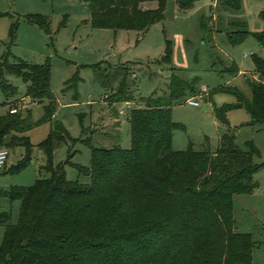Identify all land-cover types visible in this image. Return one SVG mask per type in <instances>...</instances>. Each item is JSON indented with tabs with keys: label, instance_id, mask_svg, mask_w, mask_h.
Here are the masks:
<instances>
[{
	"label": "trees",
	"instance_id": "16d2710c",
	"mask_svg": "<svg viewBox=\"0 0 264 264\" xmlns=\"http://www.w3.org/2000/svg\"><path fill=\"white\" fill-rule=\"evenodd\" d=\"M90 9L95 28L145 32L166 18L168 0H83ZM196 0H176L181 9L191 8ZM227 9H241V0H218ZM156 2V7L145 5ZM264 18V10L261 11ZM48 29V17H27ZM203 26L206 22L203 20ZM227 32L236 45L249 31L244 23ZM17 23L10 28V44L15 42ZM264 47V30L254 34ZM254 78L250 80L252 99L230 88L246 106L251 125L264 124V58L252 55ZM163 60L171 62L168 41ZM232 73L240 69L233 64ZM13 73L27 85L32 102L48 98L45 117H54L56 100L52 90L53 68L50 59L32 63L22 58L0 60L1 87L7 97L17 92L5 77ZM78 79L75 75L71 80ZM69 82V81H68ZM198 77L187 81L173 74L169 94L144 97L143 106L129 111L130 146L118 141L112 146H96L82 139L91 149L90 167L74 164L88 183L69 180L64 163L52 160L56 138L72 140L61 124L56 125L41 145L48 154L43 167L49 176L30 186L0 189L11 200H20L19 219L0 212L5 226L0 247V264H253L255 241L252 233L235 230L234 195L252 193L263 164L254 160V145L243 150L233 134H223L213 148L210 138L195 147L192 141L184 150L172 147L174 131L185 129L175 121L172 106L196 91ZM211 89L209 98L217 90ZM126 79L111 95L114 102L131 101ZM30 111V109L28 110ZM227 107L215 113L227 122ZM32 128L29 117L10 108L0 115V145L26 147V156L11 171L23 169L31 161L32 143L26 132ZM70 162V159L65 163ZM5 169V168H4Z\"/></svg>",
	"mask_w": 264,
	"mask_h": 264
},
{
	"label": "rangeland",
	"instance_id": "374dc122",
	"mask_svg": "<svg viewBox=\"0 0 264 264\" xmlns=\"http://www.w3.org/2000/svg\"><path fill=\"white\" fill-rule=\"evenodd\" d=\"M241 2V9L234 10L218 0H196L184 10L176 0H168L166 18L139 32L93 27L89 6L83 0H0V60L7 56L11 62L17 57L32 63L50 59L56 100L55 116L42 121L50 100L32 102L26 96L28 84L16 74L5 73L17 92L7 97L0 81V115L10 107H18L28 116L32 128L26 135L33 146L29 164L15 172L11 169L26 156V147H8L10 155L0 174V189L30 186L49 176L43 168L48 154L41 143L56 130L57 124L72 140L55 139L54 164L64 163L69 180L88 183L90 177L80 174L74 166H91V149L82 139L88 137L96 146L109 147L120 141L123 147H129V111L145 105L144 97L169 94L173 74L187 81L198 77L196 91L172 106L174 120L185 125V129L174 131L172 147L184 150L192 141L200 148L208 136L215 148L220 137L229 133L243 150H249L250 145L257 148L254 160L263 166L253 179L259 185L252 193L234 195V217L238 232L252 233L253 264H264V124L251 125L246 106H241L237 94L229 90L236 88L246 99H252V55L264 58V47L254 35L264 30V0ZM145 5L156 7L157 3ZM36 13L48 17V29L27 18ZM203 20L206 26L202 25ZM12 23H17V32L15 42L10 44ZM239 23L246 25L249 34L243 42L233 45L227 32ZM168 41L172 47L171 62L163 60ZM233 64L239 72L229 70ZM75 75L78 79L71 80ZM125 79L127 89L134 95L129 108L126 102L111 99ZM204 84L208 92L203 94L200 105L186 103L189 97L200 95ZM221 87L225 89L217 90L210 99V90ZM224 106L227 122L215 113V108ZM122 109L125 114L120 113ZM68 159L70 162L65 163ZM20 208V200L0 193V212H10L11 222L18 221ZM4 233L5 226L0 224V247Z\"/></svg>",
	"mask_w": 264,
	"mask_h": 264
},
{
	"label": "built area",
	"instance_id": "2783aa9c",
	"mask_svg": "<svg viewBox=\"0 0 264 264\" xmlns=\"http://www.w3.org/2000/svg\"><path fill=\"white\" fill-rule=\"evenodd\" d=\"M208 92V86L206 84L202 85L201 89H200V95L198 96H191L186 100V103H188L189 105L192 106H199L200 102L203 98V94ZM23 100H27L26 97H24ZM127 107H131V102L127 101L126 102ZM19 108L18 107H10V112L11 113H17L19 112ZM126 110H121L120 113L121 114H125ZM55 116V115H54ZM10 155V149L6 146H2L0 145V172L3 171V169L6 167L7 165V161Z\"/></svg>",
	"mask_w": 264,
	"mask_h": 264
},
{
	"label": "crops",
	"instance_id": "0c3cea01",
	"mask_svg": "<svg viewBox=\"0 0 264 264\" xmlns=\"http://www.w3.org/2000/svg\"><path fill=\"white\" fill-rule=\"evenodd\" d=\"M105 146V145H104ZM0 174H1V172H0ZM236 231H237V229H235Z\"/></svg>",
	"mask_w": 264,
	"mask_h": 264
}]
</instances>
